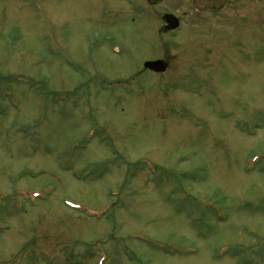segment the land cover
<instances>
[{
	"label": "rangeland",
	"instance_id": "1",
	"mask_svg": "<svg viewBox=\"0 0 264 264\" xmlns=\"http://www.w3.org/2000/svg\"><path fill=\"white\" fill-rule=\"evenodd\" d=\"M189 4L0 0V264H264V0Z\"/></svg>",
	"mask_w": 264,
	"mask_h": 264
},
{
	"label": "flooded vegetation",
	"instance_id": "2",
	"mask_svg": "<svg viewBox=\"0 0 264 264\" xmlns=\"http://www.w3.org/2000/svg\"><path fill=\"white\" fill-rule=\"evenodd\" d=\"M144 1H146V3H148L149 6L156 7V6L162 5L166 0H163L160 4H149L148 0H144ZM179 1H186V2L190 1V4L188 6V13H184V16L179 14V13H177V12H173V11H168L167 13H164V15L162 16L163 25H162L161 28H158V29H164L165 33H173L175 31H177L178 29H183L184 28V17L185 16L186 17L193 16V13H195V14H198V15H206V16H214L215 17V16H217V14H220L222 11H224V9L227 8L228 6H231L233 8H235V6L239 7L240 6L239 2L245 3V2H248L249 0H214V1H219L220 4L218 2V4H213V6L204 3L205 1H208V0H179ZM242 7H244V5H242ZM247 12H245V14L241 16L242 19L245 18V15H247ZM230 14H231L230 12H227V11L224 12L223 17L225 18V20L226 19L230 20V19L233 18ZM169 15L174 16L177 19L178 23H179V26L176 28V30H173V31H168L167 30V29H170V28H168L170 25L166 21V16H169ZM145 17H150L151 18V16H149V15H147ZM135 19L136 18L133 17L132 21L134 22ZM148 28L149 29H151V28L152 29H157V28H155L153 26L152 27L149 26ZM103 39H104V41H102ZM103 39H101L100 42H93V43H95V44L99 43V44H102V45H103V42H105V43L107 42L110 45H113V44L117 43L116 39L113 38L111 35L105 36ZM98 47H100V45H98ZM95 48H97V47H95ZM93 49H94V47H93ZM112 51L114 53L116 52V54L120 53L118 45H116L115 48H113ZM157 61H162L166 65L165 71L163 73H155L154 71L149 70L148 68H146L145 65L147 63H149V62H147L144 65V67H142V71L138 75H134L133 77H131L130 80H136V79L140 78V76L143 73L153 74L155 76H160V75L166 73V71L169 70V64L166 63L163 60H156V59L151 60L150 62H157Z\"/></svg>",
	"mask_w": 264,
	"mask_h": 264
},
{
	"label": "water",
	"instance_id": "3",
	"mask_svg": "<svg viewBox=\"0 0 264 264\" xmlns=\"http://www.w3.org/2000/svg\"><path fill=\"white\" fill-rule=\"evenodd\" d=\"M162 1L163 0H148L149 4H160ZM218 2L219 1L208 0L205 1L204 3L213 6V4H218ZM166 21L170 25L168 27L170 29H167L168 31L176 30V28L179 26V23L174 16L171 15L166 16ZM145 67L148 68L149 70L154 71L155 73H163L165 71L166 65L162 61H157V62H149L145 65Z\"/></svg>",
	"mask_w": 264,
	"mask_h": 264
}]
</instances>
